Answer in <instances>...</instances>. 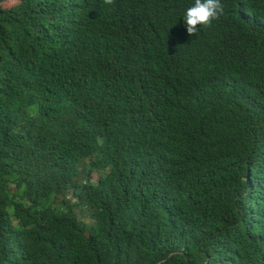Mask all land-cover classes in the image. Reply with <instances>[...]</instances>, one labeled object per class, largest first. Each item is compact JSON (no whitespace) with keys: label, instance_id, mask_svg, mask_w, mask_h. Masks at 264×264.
I'll return each instance as SVG.
<instances>
[{"label":"trees","instance_id":"1","mask_svg":"<svg viewBox=\"0 0 264 264\" xmlns=\"http://www.w3.org/2000/svg\"><path fill=\"white\" fill-rule=\"evenodd\" d=\"M5 1L0 264H264V0Z\"/></svg>","mask_w":264,"mask_h":264},{"label":"clouds","instance_id":"2","mask_svg":"<svg viewBox=\"0 0 264 264\" xmlns=\"http://www.w3.org/2000/svg\"><path fill=\"white\" fill-rule=\"evenodd\" d=\"M103 3L112 4L113 0H103ZM223 13L224 5L221 0H194V3L187 7L183 14L186 33L189 36L196 35L198 28L210 25Z\"/></svg>","mask_w":264,"mask_h":264},{"label":"rangeland","instance_id":"3","mask_svg":"<svg viewBox=\"0 0 264 264\" xmlns=\"http://www.w3.org/2000/svg\"><path fill=\"white\" fill-rule=\"evenodd\" d=\"M19 3V0H6L5 2L2 3V6L4 8H9L15 4ZM77 213V218L84 222L85 224H92L93 220L92 218L86 214V213H81L79 210L76 211Z\"/></svg>","mask_w":264,"mask_h":264}]
</instances>
